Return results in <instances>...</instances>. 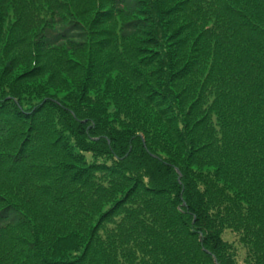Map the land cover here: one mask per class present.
Returning <instances> with one entry per match:
<instances>
[{
  "label": "trees",
  "instance_id": "trees-1",
  "mask_svg": "<svg viewBox=\"0 0 264 264\" xmlns=\"http://www.w3.org/2000/svg\"><path fill=\"white\" fill-rule=\"evenodd\" d=\"M0 264H264V0H0Z\"/></svg>",
  "mask_w": 264,
  "mask_h": 264
},
{
  "label": "rangeland",
  "instance_id": "rangeland-1",
  "mask_svg": "<svg viewBox=\"0 0 264 264\" xmlns=\"http://www.w3.org/2000/svg\"><path fill=\"white\" fill-rule=\"evenodd\" d=\"M97 2H100L101 0H96ZM105 1H103L104 4ZM102 3V2H101ZM103 4H101V6H103ZM224 240L226 242H230L231 244H234V246L236 247V249L238 250V253L242 255V247L240 246V244L238 243V238L234 233H230V231H227L224 236H223Z\"/></svg>",
  "mask_w": 264,
  "mask_h": 264
}]
</instances>
